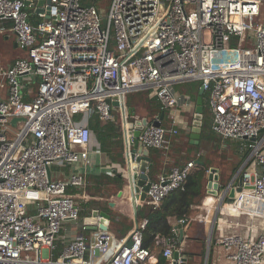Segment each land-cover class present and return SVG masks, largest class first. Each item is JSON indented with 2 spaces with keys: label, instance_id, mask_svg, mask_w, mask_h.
<instances>
[{
  "label": "built area",
  "instance_id": "obj_1",
  "mask_svg": "<svg viewBox=\"0 0 264 264\" xmlns=\"http://www.w3.org/2000/svg\"><path fill=\"white\" fill-rule=\"evenodd\" d=\"M49 2V17L39 12L42 19L31 23L23 0H0V21L10 22L27 51L0 69L6 95L0 96V264H152L151 249L142 245L145 220L130 246L122 241L112 248L113 234L98 230L89 241L76 235L50 258L62 224L79 218L68 189L85 177L49 178L48 167L100 153L88 139V117L108 120L114 110L126 111V93L139 88L151 89L161 108L173 111L180 102L174 85L199 81L211 130L248 150L241 190L229 202L222 195L218 211L264 217V0H110L105 13L93 0ZM170 134L177 129L150 123L138 140L165 153ZM193 164L150 179L145 202L158 207L183 188ZM251 225L248 234L218 237L227 253L223 264H264V234ZM166 240L161 253L173 264L177 239ZM108 250L106 260L94 261L97 251Z\"/></svg>",
  "mask_w": 264,
  "mask_h": 264
},
{
  "label": "crops",
  "instance_id": "obj_2",
  "mask_svg": "<svg viewBox=\"0 0 264 264\" xmlns=\"http://www.w3.org/2000/svg\"><path fill=\"white\" fill-rule=\"evenodd\" d=\"M104 6L106 5L104 4L103 7ZM27 11L31 23H36L42 19V17L34 13L33 9H28ZM26 56L27 51L18 45L16 34L11 29L10 22L0 21V69H5L9 67L14 60ZM199 86V81H187L174 85V90L180 102L173 111L164 109L161 111L157 110L155 106H158L159 102L149 88L130 90L126 93L125 98L126 111L117 110V112L120 116L121 127V121L122 118L126 116L127 109L133 107V109H131V114L127 115V120L146 118L147 121L151 123L159 119L161 124L177 129V134H170L171 143L169 150L165 153L162 150V154L158 158L160 165L157 171L153 173V176L149 174L152 154L151 148H148L150 162L147 172L150 179L155 178L158 173L168 170L169 167L182 164L187 160L195 161V159H197L201 162L205 161L208 163L206 178L203 182V195L191 204V212L187 215L185 222L182 223V239H180L178 230L172 237L177 239V246L180 251L179 264L182 262L181 257H186L184 261L185 264H223L226 260L227 253L217 242L218 237L225 233H234L238 231V228L240 233L244 230L245 232L249 231L247 229L249 225V223H247L249 216L245 214H240V216L238 214L228 215L230 213L221 214L218 211L220 197L225 195L224 202L231 201L237 192L238 184L231 183L234 174L221 173L220 168L216 167L213 163V157H218L222 150L216 140L210 137L211 128L208 108L206 117L205 113H203L202 125L204 122L207 123L205 128L201 125L199 142L196 144L189 143L190 127L192 125ZM204 93L207 92L204 91ZM0 96L2 98L6 96L4 87L0 88ZM161 112H163V114ZM172 118L175 119V122L171 121ZM213 133L217 135L215 132ZM75 135L83 137L80 133H75ZM217 137L223 140L219 135H217ZM88 139L96 143L100 153L91 154L85 161H78L71 164H60V162L51 164L50 170L53 179H64L72 172L84 175L85 183L81 186H71L68 192L75 196L80 206L83 205L81 203L87 204L83 207L81 206V211L83 210L85 212L77 220L66 221L62 224L55 239L56 248L52 251V255H50L51 259H57V254L62 246L76 235L84 236L87 241L91 240L92 235L99 229H91L85 218L89 216L91 211L95 208L102 209L110 215L107 231L113 234L111 243L112 248L124 241L126 235L134 226L133 209L130 200L131 193L124 171L125 163L122 165L117 162H112V160L100 150L95 134L90 129L88 132ZM82 146L81 144L75 145L76 148ZM211 160L213 162H211ZM210 168L215 169L211 178L208 176ZM115 175L121 179L119 183L111 182L107 178L114 177ZM234 181H237V178H235ZM232 189H234V192L230 195ZM120 190L122 194L118 195V191ZM109 202H113V204L110 205ZM144 202H141V206ZM215 218L216 221L214 222L213 219ZM249 220L252 223V220ZM92 221V224L97 223L98 217L94 218ZM168 221L173 228L174 225L177 224L175 216H169ZM140 222H142V220L139 218V223ZM251 226L253 227L254 225L252 224ZM253 233L260 234L255 230ZM166 238L167 237L164 236H156L155 247L151 249L152 264L157 262L158 254L162 251V246L167 243ZM110 254L109 250L106 252L97 251L93 259L96 263H101L106 260ZM35 256L36 254L34 253V255L30 257L33 258Z\"/></svg>",
  "mask_w": 264,
  "mask_h": 264
},
{
  "label": "trees",
  "instance_id": "obj_3",
  "mask_svg": "<svg viewBox=\"0 0 264 264\" xmlns=\"http://www.w3.org/2000/svg\"><path fill=\"white\" fill-rule=\"evenodd\" d=\"M97 5H100L98 0H93ZM110 0H106L105 5L107 6ZM104 5V4H103ZM207 93L202 95L204 113L206 117L207 113V102H206ZM131 101V100H130ZM157 110H162L160 104H158ZM81 115H76V118H80ZM205 121V120H204ZM206 123L202 125L203 128L206 127ZM88 127L94 132L95 137L98 141V146L102 152H104L112 162H117L124 164V144L122 136V127L120 123V116L116 110L113 111V117L108 120H102L98 117L97 113H91L88 117ZM210 137L215 139L216 142L220 141V138L217 137L211 130ZM152 154V163L149 167V174L153 176L160 162L158 158L162 154L160 148H151ZM248 154V150L243 151L239 156L238 162L228 160L227 166L230 167L231 174L240 167L245 157ZM208 169L207 162H196L194 161L193 167L188 174L187 181L183 188L174 189L170 191L162 200L161 204L158 207H154L151 204L144 202L138 212L140 220H145V226L142 230V245L150 249L155 247L156 236L171 237L174 234L173 226L169 223L168 217L175 216L177 219L186 218L187 215L191 212V204L197 201L200 196L203 195V182L206 178V173ZM221 173H225L223 168L220 169ZM111 182L119 183L121 179L115 175L114 177H107ZM82 207L87 205L86 203H81ZM80 206V205H79ZM79 217L83 215L85 211H81ZM250 220H247V223ZM239 222V220H238ZM245 223V222H242ZM253 229L259 233V231L264 234V227L262 225H257L255 220H252ZM128 228V227H127ZM56 256V255H55ZM264 259V255H263ZM165 258L162 253L158 254V260L155 264H165ZM211 264V263H208Z\"/></svg>",
  "mask_w": 264,
  "mask_h": 264
},
{
  "label": "water",
  "instance_id": "obj_4",
  "mask_svg": "<svg viewBox=\"0 0 264 264\" xmlns=\"http://www.w3.org/2000/svg\"><path fill=\"white\" fill-rule=\"evenodd\" d=\"M24 8L26 10L33 9L34 13L37 14L39 12L46 13V16L50 15V7L52 8L49 0H23ZM204 93L203 86L200 84L198 88V96L196 99V106L194 109L192 125L190 127L189 133V143H198L200 138V131L204 113L203 99L202 95ZM116 103V101H114ZM133 109V107H130ZM131 109H127V114L122 118V129H123V142H124V158H125V173L126 180L129 185V190L131 193V204L133 209V228L128 232L124 239V243L127 246L132 244L131 234L137 229L139 226V216L138 212L141 208V202H144L146 199V190L148 189L150 183V177L148 176V166L150 162V157L148 156V148L143 147L138 140V136L140 135L142 129L145 125L150 124L146 118L135 119V120H127V115L131 114ZM163 114V112H161ZM17 118L12 119V123L16 121ZM151 124L159 125L160 120H154ZM196 162H201L200 160L195 159ZM214 168H210L208 171V176L211 178L214 174ZM237 173V174H236ZM48 175L51 177V170L48 167ZM237 178V181H234ZM231 183L238 184L237 191L241 190L242 184V173H240V167L235 172L234 176L231 179ZM234 189L231 190L232 195ZM122 191H118V195H121ZM225 196V195H224ZM223 196V199H224ZM221 200V202L223 201ZM220 202V203H221ZM110 205L113 202H109ZM98 217V222L92 224V220ZM87 220V224L90 225L91 229H99V230H107L108 223L110 219V215L99 208H95L91 211L90 215L85 218ZM89 221V222H88ZM174 228L178 230L180 239L183 236V224L177 223L174 225ZM180 258L179 249H175L173 251V264H178V259ZM181 264H185L186 257H181Z\"/></svg>",
  "mask_w": 264,
  "mask_h": 264
},
{
  "label": "rangeland",
  "instance_id": "obj_5",
  "mask_svg": "<svg viewBox=\"0 0 264 264\" xmlns=\"http://www.w3.org/2000/svg\"><path fill=\"white\" fill-rule=\"evenodd\" d=\"M98 1L101 5L106 3V0H98ZM106 8L107 7L104 6V13H105ZM217 144L220 145V149L222 150V152L218 157H216V158L213 157L214 162L212 160H211V162H213L216 167H219L220 169L223 168L225 173H229L230 167L227 166L228 165L227 161L232 160L234 162H238L239 157H240L239 155L241 153H243V151H245L244 149L241 148L242 147V141L239 139H223V140H220L219 142H217ZM218 145H217V148H218ZM228 215H231V214H228ZM232 216H234V215H232ZM249 219H250V217H249ZM254 220L256 221L257 225H262L264 227V217H255ZM234 233H240L239 228H238V231H236ZM248 233H249V231L245 232V230H244L241 234L245 235ZM259 233H263V230H262V232L259 231ZM23 255L33 256L34 252H23Z\"/></svg>",
  "mask_w": 264,
  "mask_h": 264
},
{
  "label": "bare ground",
  "instance_id": "obj_6",
  "mask_svg": "<svg viewBox=\"0 0 264 264\" xmlns=\"http://www.w3.org/2000/svg\"><path fill=\"white\" fill-rule=\"evenodd\" d=\"M225 207L228 208L230 211L233 210V205H229V204H228V205H225Z\"/></svg>",
  "mask_w": 264,
  "mask_h": 264
}]
</instances>
